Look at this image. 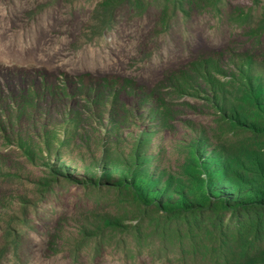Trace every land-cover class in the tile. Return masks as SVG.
<instances>
[{
  "label": "rangeland",
  "instance_id": "1",
  "mask_svg": "<svg viewBox=\"0 0 264 264\" xmlns=\"http://www.w3.org/2000/svg\"><path fill=\"white\" fill-rule=\"evenodd\" d=\"M250 59L255 0H0V264H175L135 237L147 204L123 168L149 152L178 192L223 146L256 149L219 91Z\"/></svg>",
  "mask_w": 264,
  "mask_h": 264
},
{
  "label": "trees",
  "instance_id": "2",
  "mask_svg": "<svg viewBox=\"0 0 264 264\" xmlns=\"http://www.w3.org/2000/svg\"><path fill=\"white\" fill-rule=\"evenodd\" d=\"M123 1L132 0H107V5L116 7ZM180 2L174 0L177 5ZM255 2L264 13V0ZM237 77L230 88L219 90L222 110L233 125L263 136L256 149L237 151L223 146L220 155L214 156L218 162L208 165L204 176L198 175L199 183L179 185L178 192L171 187L173 183L152 171L149 152L140 150L139 170L123 168L131 177L135 195L147 204L138 206L141 223L135 228V237L153 239L143 248L155 260L264 264V65L250 59L241 65ZM121 175L91 180L107 188H127L129 181ZM114 221L119 220L105 217L106 224ZM100 235L109 236L104 230Z\"/></svg>",
  "mask_w": 264,
  "mask_h": 264
}]
</instances>
